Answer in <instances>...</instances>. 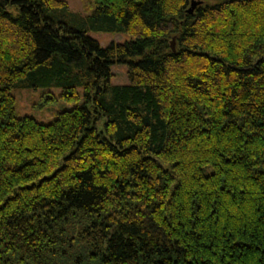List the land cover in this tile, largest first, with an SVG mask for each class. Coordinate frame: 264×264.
<instances>
[{"label": "trees", "instance_id": "16d2710c", "mask_svg": "<svg viewBox=\"0 0 264 264\" xmlns=\"http://www.w3.org/2000/svg\"><path fill=\"white\" fill-rule=\"evenodd\" d=\"M210 1L0 0V264H264V0Z\"/></svg>", "mask_w": 264, "mask_h": 264}, {"label": "rangeland", "instance_id": "374dc122", "mask_svg": "<svg viewBox=\"0 0 264 264\" xmlns=\"http://www.w3.org/2000/svg\"><path fill=\"white\" fill-rule=\"evenodd\" d=\"M211 2L210 0H198ZM69 7L78 12L83 10L82 0H67ZM88 34L105 47L112 42H124L131 38L126 33L89 31ZM111 82L125 84L128 82L127 65L114 63L110 66ZM80 99L77 102H67L61 97L59 87L14 88L11 94L15 100V111L18 116H29L36 121L47 123L53 120L59 111L70 109L82 102V91L78 89Z\"/></svg>", "mask_w": 264, "mask_h": 264}, {"label": "water", "instance_id": "95a60500", "mask_svg": "<svg viewBox=\"0 0 264 264\" xmlns=\"http://www.w3.org/2000/svg\"><path fill=\"white\" fill-rule=\"evenodd\" d=\"M201 4V1H198V0H189V6L187 8V12L188 13H192L193 10L195 9V7L197 5ZM173 41L174 39L171 40V48L174 49V46H173Z\"/></svg>", "mask_w": 264, "mask_h": 264}]
</instances>
